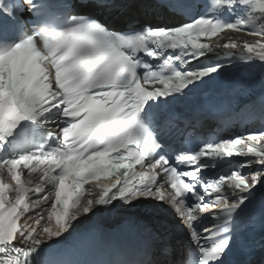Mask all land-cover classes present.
Here are the masks:
<instances>
[{"label":"snow or ice","instance_id":"1","mask_svg":"<svg viewBox=\"0 0 264 264\" xmlns=\"http://www.w3.org/2000/svg\"><path fill=\"white\" fill-rule=\"evenodd\" d=\"M63 6L72 10L53 28L39 20L47 0H0V264H54L49 250L82 217L117 205L166 213L187 233L180 259L160 230L140 264H225L236 218L264 183V130L174 146L161 120L175 132L168 106L225 60L264 67V0ZM139 6L175 22L121 31L95 14ZM25 13L37 18L31 32ZM226 30L258 38L211 44Z\"/></svg>","mask_w":264,"mask_h":264}]
</instances>
